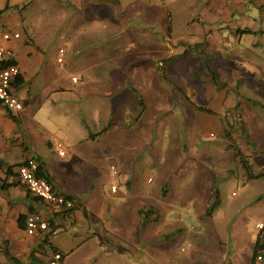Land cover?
Masks as SVG:
<instances>
[{"label":"rangeland","instance_id":"obj_1","mask_svg":"<svg viewBox=\"0 0 264 264\" xmlns=\"http://www.w3.org/2000/svg\"><path fill=\"white\" fill-rule=\"evenodd\" d=\"M69 2L0 0V34L20 31L42 60L16 89L24 120L5 130L70 165L63 186L87 205L48 236L60 264H252L264 176L239 152L264 173V0Z\"/></svg>","mask_w":264,"mask_h":264},{"label":"crops","instance_id":"obj_2","mask_svg":"<svg viewBox=\"0 0 264 264\" xmlns=\"http://www.w3.org/2000/svg\"><path fill=\"white\" fill-rule=\"evenodd\" d=\"M69 1H70L69 3L72 4L71 5L72 9L75 12L81 13L83 10H87L88 7L91 6L92 4H93L92 6H94V3L101 5V3H105L108 0H69ZM5 11L3 13H0V17L5 13ZM120 13L123 14V10H120ZM3 30H4L3 32L13 31L7 26H5ZM14 31L20 32L18 30H14ZM2 34H0V43L3 44L5 47H8L9 49L13 50L15 61L20 66L21 76L23 77V84L17 88H22L32 79L33 75L36 72L32 70L33 69L32 65L34 63L36 64L42 62L41 57L39 55L40 49L36 48L37 51H35V49L32 48V46L29 44L28 41H24L23 43L20 40L22 38V35L21 38L18 40L6 42L2 38ZM26 92L27 91L23 90L21 93H19L20 98L23 100L24 103L23 110L13 113L16 116L19 123L24 120L22 113L26 114V106H27ZM43 106L44 105H41L38 108V111H41ZM37 107L38 105L36 104L35 108L33 107V110H37ZM0 122H1L0 125H2L3 127V128L0 127V145L3 144V147L2 148L0 147V149H4L5 151H10V150L12 151V149H15V151H18V147H21L23 152L19 157L20 160L16 161V163L22 162L31 157L39 158L44 163L45 170L50 175L56 187L62 192L74 196L73 193L68 191L71 190L70 187L63 186V184L66 185V182L64 181V172L66 170L68 171L70 170L69 168L70 165H66V163H63V165H57V164L51 165L46 161L44 156H42L38 151L35 150V148L32 145V139L18 138V134L16 135V137L12 138L13 134H15L14 130L12 129V132H9L5 130L4 125L9 124L10 128L13 127L15 129V127L18 124L8 115L7 110L1 104H0ZM91 134H95V133L90 131L89 134L90 137ZM42 139L44 140V143L46 145H48L49 147H54V144L51 141L49 140L46 141L44 138ZM11 140L15 142L13 146L11 145L12 144ZM59 144H62L64 148L66 147L65 148V152H66L67 146L60 140L57 143L58 149H59ZM66 155L67 153H65L64 156ZM0 161L1 164H3L2 163V161H4L3 158H0ZM4 162L7 163L6 161ZM7 164L10 165L12 163H7ZM5 169L6 168H4V166L0 168L1 171L0 172V244H1L0 251L5 255L4 250L7 247L9 248L10 253L12 255L16 256L20 261L25 263H29L31 261V257L34 256V253L39 254V252L41 253L45 252L43 253L45 255L44 262L48 263L49 259L53 255V250L51 249V247H49L51 249V251L49 252L47 250L48 247L45 246L48 243L50 246L56 247L60 252L64 254V258H66L68 253H66L60 247L56 246L53 242H51V240H49L48 237L40 238V241H38L35 238L29 236L26 230L19 225L20 214L27 215L29 213L30 206H33L34 208H36L37 212L45 216L50 214L49 208L41 200L34 199V197H32V195L28 193V189L26 185L22 182H20L19 185H13L4 188L3 185L11 183L13 179V177L6 176ZM16 179L18 178L16 177ZM78 202L81 201L78 200ZM81 208H87V205H85V203L83 202V204L80 205L78 209H76L71 214H68L66 216L56 213H54V215L50 214V216H52L51 223L53 226L52 227L53 230H56V226L58 228L59 226L66 228L68 223H73V222L76 223L77 222L76 212ZM87 221L89 224H91L89 217H87ZM107 250H114V249L112 247H108ZM102 256L92 257L91 264H96L98 260H101ZM9 260L12 262L11 259ZM12 264L15 263L12 262Z\"/></svg>","mask_w":264,"mask_h":264},{"label":"built area","instance_id":"obj_3","mask_svg":"<svg viewBox=\"0 0 264 264\" xmlns=\"http://www.w3.org/2000/svg\"><path fill=\"white\" fill-rule=\"evenodd\" d=\"M2 38L6 42L18 40L21 38V33L17 31L4 32ZM60 52L64 53L65 51L60 49ZM59 61H63L62 57H59ZM20 74V66L15 61L13 50L0 43V103L13 112H19L24 108L23 100L16 94L17 87L14 86L15 80ZM73 81H77V78L74 77ZM58 152L60 155H65V148L62 144H59ZM39 168V163L34 157L28 158L16 169V177L26 185L32 195L46 204L51 215L72 209L75 201L68 194L59 190L54 182L44 176H39ZM111 168L117 172V165L112 164ZM112 191H118L116 184H113ZM50 214L45 216L39 212L28 213L25 219L26 232L39 238L48 237L52 231H55L52 228ZM263 225L261 224L260 228ZM62 259L61 252H53L48 264H60ZM263 260V255H259L256 264H262Z\"/></svg>","mask_w":264,"mask_h":264},{"label":"trees","instance_id":"obj_4","mask_svg":"<svg viewBox=\"0 0 264 264\" xmlns=\"http://www.w3.org/2000/svg\"><path fill=\"white\" fill-rule=\"evenodd\" d=\"M9 8V6H7L6 8L4 9H0V13H3L5 10H7ZM246 31H249L251 32L250 29L246 30ZM23 84V77L21 76V74L18 76V78L15 80L14 82V86L15 87H19L20 85ZM1 104V103H0ZM2 105V104H1ZM195 105V104H194ZM3 106V105H2ZM196 106V105H195ZM200 111H203V112H206V113H209V114H212L214 113V111L209 108V107H206V106H196ZM5 109L7 110V113L8 115L14 120V121H17V118L16 116L13 114L14 112L8 108L5 107ZM103 132V131H102ZM102 132L98 133V134H91V137H95V135H99L101 134ZM239 155H241V162H243V166L244 168L247 170V174L249 175L250 178H259V177H262L264 176V173H260V174H255L252 172V166L248 163V159L246 158V156H244V154L240 151L239 152ZM35 159L37 160V162L39 163V176H44L46 178H48L50 181L53 182V180L51 179L50 175L46 172L45 170V166H44V163L37 157H35ZM26 160L22 161V162H19V163H15V164H10L6 167L5 169V174L7 177H13L12 179V182L9 183V184H4L3 187L6 188V187H9V186H13V185H19L20 184V180L16 179V169L18 168V166L22 165L23 163H25ZM0 164H1V161H0ZM1 168V166H0ZM15 178V179H14ZM28 193L32 195V193L28 190ZM68 196L70 198H72L74 201H75V205L72 209L68 210V211H64V212H61V213H56V214H61L63 216H66L68 214H71L73 211H75L76 209H78V207L80 205H82L81 202H78V200L73 196V195H69ZM32 197H34V199L36 200H40L39 198H37L36 196L32 195ZM218 198L216 199V201L214 202V205L218 204ZM213 204L210 206V208L208 209V212L210 213V210L213 209ZM31 212H37L36 208H34L33 206H30L29 207V213ZM25 219H26V214H20L19 216V225L24 228L26 230V224H25ZM52 224V223H51ZM51 249L53 250V252H60L56 247H52L50 246ZM5 252V255L12 260V262H14L15 264H48L46 262H44V254L45 252L41 253L39 252L38 253H34V256L31 257V261L29 263H25V262H22L20 261L16 256L12 255L10 253V250L9 248H5L4 250ZM62 253V252H61ZM259 255H263L264 257V225L260 231V235L258 236V239L256 241V246H255V249H254V255H253V261H252V264H256V259ZM62 256L64 258V254L62 253ZM264 264V261L263 263Z\"/></svg>","mask_w":264,"mask_h":264}]
</instances>
